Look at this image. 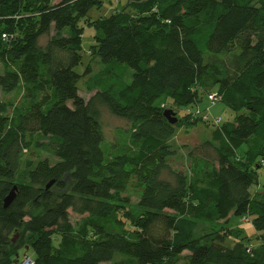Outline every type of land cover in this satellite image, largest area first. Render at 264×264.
<instances>
[{
  "label": "trees",
  "instance_id": "obj_1",
  "mask_svg": "<svg viewBox=\"0 0 264 264\" xmlns=\"http://www.w3.org/2000/svg\"><path fill=\"white\" fill-rule=\"evenodd\" d=\"M100 7L0 0V90L23 94L11 114L0 99V264L30 252L34 264H176L186 252L184 264H264V193H251L264 164V0H128L92 25L102 66L84 72L86 100L79 22ZM236 54L232 75L225 59ZM212 92L236 116L211 124L188 171L176 169L173 138L195 123L185 114L170 124L162 105L180 113ZM102 106L132 122L114 151L104 145ZM36 135L58 162L23 166ZM133 179L143 186L136 206L126 195ZM232 216L249 219L259 245L195 235L199 223Z\"/></svg>",
  "mask_w": 264,
  "mask_h": 264
},
{
  "label": "rangeland",
  "instance_id": "obj_2",
  "mask_svg": "<svg viewBox=\"0 0 264 264\" xmlns=\"http://www.w3.org/2000/svg\"><path fill=\"white\" fill-rule=\"evenodd\" d=\"M60 0H49L50 5H55ZM103 2V8H94L89 13V18L81 20L79 22V26L84 28L82 34V55H83V63L80 65L76 71L83 75V78L78 84L79 87V95L84 99L88 100L92 94H89L86 90L85 83L88 80V76L85 77L84 72L88 67H91L92 73H97L102 64L99 60L93 55L92 45L95 44V30L93 28V23L96 22L97 19L102 18L104 16H108L119 12L124 7L127 6L128 0H101ZM31 13V12H29ZM25 23L30 24L31 22L25 21ZM55 32H52V35ZM49 39V36H43L40 40L41 45H45ZM237 54L234 56H227L225 59V66L229 70V72L234 75L236 74V65ZM3 70V65L0 62V71ZM0 99L9 103L10 105V114L12 113V109L14 107H21L23 105V94L21 92H14L11 94H4L0 90ZM71 105V103H69ZM163 108L172 110L173 112H178L179 109L172 106L169 103H164ZM195 110L199 109L201 112H205L211 117V121L213 119L222 118V122L233 121L236 113L230 110L226 105L222 102H219L212 106L207 100L206 96H203V102L196 106ZM101 112V124L104 135V145L107 149L114 151L116 148L122 147V140L127 139L129 132L132 128V122L123 118H119L114 116L106 107L102 106L100 109ZM188 115V119L191 123H195L193 126H182L178 129L175 137L173 138V145L175 147L176 155L170 159L171 165L179 170L188 171L190 166V159L188 158L189 152L195 147L202 144L204 141L210 139L212 132L214 131V127L208 121L202 120V122H197V117L194 115L187 114L185 111L180 112L176 116L179 117L181 115ZM188 119H184V122ZM48 140L43 139L36 135L33 138V146L24 152L23 156V166H26L28 163H31L32 166L38 163L41 159H49L52 164L58 162V158H56L52 151L47 148ZM242 150L246 151V146L242 147ZM243 152L240 151V154ZM263 168L259 170V175L257 177V183L253 185L251 188V193L253 198L260 199V197L264 193V164H262ZM167 177V175H164ZM143 193V186L140 185L138 180L133 179L130 183V186L126 192V195L130 197L132 206H136L141 195ZM260 193V194H259ZM38 212V211H36ZM71 220L73 223L77 222L79 217L70 212ZM211 233L215 234L216 243L224 247H232L235 244V241L238 237L242 236L244 244L248 248L255 247L259 245L258 241V233L253 228L252 224L249 222L247 217H235L232 216L228 223L217 222V223H199L195 228V235L197 237L206 234L211 235ZM23 252L20 254V258L23 256ZM30 256H33V253H29ZM188 253H184L183 256L177 260L176 264H184L187 260ZM18 264V263H17Z\"/></svg>",
  "mask_w": 264,
  "mask_h": 264
},
{
  "label": "built area",
  "instance_id": "obj_3",
  "mask_svg": "<svg viewBox=\"0 0 264 264\" xmlns=\"http://www.w3.org/2000/svg\"><path fill=\"white\" fill-rule=\"evenodd\" d=\"M209 103L214 106L215 104L221 102V96L218 93H209L207 97ZM185 112L187 114L194 115V117H201L202 120L208 121V122H213L215 125H219L222 122V118H216L211 121V117L204 111L201 112L199 109L195 110V107H189L185 109ZM20 264H34L33 259L30 256H25L23 260L20 262Z\"/></svg>",
  "mask_w": 264,
  "mask_h": 264
},
{
  "label": "water",
  "instance_id": "obj_4",
  "mask_svg": "<svg viewBox=\"0 0 264 264\" xmlns=\"http://www.w3.org/2000/svg\"><path fill=\"white\" fill-rule=\"evenodd\" d=\"M164 116L170 124H176L179 120L178 117L176 116V113L173 112L172 110H166L164 112ZM50 186L51 185H48V188ZM16 190H17V187H14L13 190L10 192V194L5 198L4 208H8L11 205V203L14 201V199L16 198Z\"/></svg>",
  "mask_w": 264,
  "mask_h": 264
}]
</instances>
